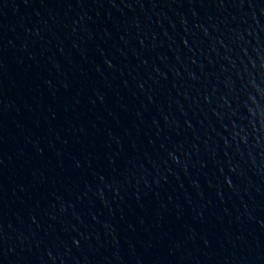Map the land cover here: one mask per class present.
Masks as SVG:
<instances>
[{"label": "water", "instance_id": "1", "mask_svg": "<svg viewBox=\"0 0 264 264\" xmlns=\"http://www.w3.org/2000/svg\"><path fill=\"white\" fill-rule=\"evenodd\" d=\"M0 264H264V0H0Z\"/></svg>", "mask_w": 264, "mask_h": 264}]
</instances>
